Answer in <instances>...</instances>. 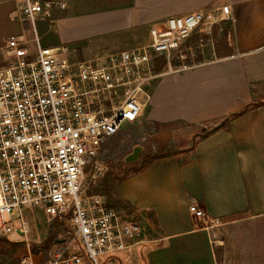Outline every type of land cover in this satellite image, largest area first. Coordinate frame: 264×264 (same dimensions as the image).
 Masks as SVG:
<instances>
[{"label":"crops","instance_id":"0c3cea01","mask_svg":"<svg viewBox=\"0 0 264 264\" xmlns=\"http://www.w3.org/2000/svg\"><path fill=\"white\" fill-rule=\"evenodd\" d=\"M65 1L67 7L54 8L37 24L41 46L103 51L126 46L134 33L147 35L158 20L230 5L228 19L213 26L199 59L184 71L161 72L149 89L141 115L156 126L150 136L158 150L174 140V131L158 130V124L182 121L206 125L209 132L176 151L153 154L119 182L121 210L140 221L142 233L112 259V264H219L211 222L264 217V0ZM19 2L0 0V54L13 34L24 36L37 52L31 25L17 16ZM251 103L258 105L244 112ZM234 114L239 115L214 128ZM191 202L203 217L191 214Z\"/></svg>","mask_w":264,"mask_h":264},{"label":"built area","instance_id":"2783aa9c","mask_svg":"<svg viewBox=\"0 0 264 264\" xmlns=\"http://www.w3.org/2000/svg\"><path fill=\"white\" fill-rule=\"evenodd\" d=\"M67 5L20 0L17 16L32 26L37 52L13 34L0 54V232L27 238L31 210L47 219L70 216L81 250L44 261L29 252L14 264H112L117 252L135 244L140 221L87 193L98 178V154L124 123L139 120L147 103L141 95L148 99L147 85L161 75L155 59H166L169 73L190 68L212 40L213 26L230 13L224 4L220 12L171 16L151 25L139 46L73 60L68 45L41 46L36 28L54 8ZM194 34L197 41L188 44ZM189 210L204 216L196 202Z\"/></svg>","mask_w":264,"mask_h":264},{"label":"rangeland","instance_id":"374dc122","mask_svg":"<svg viewBox=\"0 0 264 264\" xmlns=\"http://www.w3.org/2000/svg\"><path fill=\"white\" fill-rule=\"evenodd\" d=\"M39 22L36 23V26ZM148 39L149 35H146V32L134 33L125 39L126 46L123 44L110 45L103 51H93L87 47L88 49H82L80 52L76 48L72 49L70 45L68 46L70 58L73 60L88 59L119 51L122 48H133ZM197 39L198 35H192L188 44L195 43ZM199 53L195 56V61L199 59ZM155 62V72L167 71L166 59L157 57ZM175 64L178 65V61ZM157 79L158 77L147 85L148 92ZM141 99L146 101L147 105L149 104V100L144 94L141 95ZM147 108L148 106L143 110L146 111ZM203 126L208 129L206 125H195L182 121L172 123L170 128L174 131V140L167 151L173 152L182 146L189 145L191 138H195L204 131ZM155 128V124L147 123L143 115L136 122L124 123L122 129L100 150L97 157L99 162L98 178L93 184L88 177L90 185L87 193L101 196L108 209H123V205L116 195L118 184L159 151L150 136ZM132 154L135 155L134 158H131ZM26 215L32 225L27 238L6 236L0 232V264H14L20 261L27 252H31L36 261H44L54 258L61 252L69 255L81 250V245L74 237L70 216L47 219L39 210L27 211ZM210 225L215 231L212 238L220 264H264V217L246 218L233 223H222L218 220L212 221Z\"/></svg>","mask_w":264,"mask_h":264},{"label":"trees","instance_id":"16d2710c","mask_svg":"<svg viewBox=\"0 0 264 264\" xmlns=\"http://www.w3.org/2000/svg\"><path fill=\"white\" fill-rule=\"evenodd\" d=\"M258 105V103H251V104H249L247 107H246V109L244 110V112L245 111H247L248 109H250V108H254L255 106H257ZM240 114V113H239ZM239 114H234V115H232V116H230V117H227V118H225V120L223 121L224 123L222 124V126H225V125H227V123H228V121L231 119V118H233V117H235V116H237V115H239ZM170 125H171V123H167V124H158V126H157V129L158 130H160V129H168V128H170ZM209 131H208V129H206V130H204L203 132H202V134H206V133H208ZM169 151H167V148H164V149H162V150H159V151H157L156 153H158V155H162V154H166V153H168ZM157 155H153V157H156ZM219 264H220V261H219Z\"/></svg>","mask_w":264,"mask_h":264},{"label":"water","instance_id":"95a60500","mask_svg":"<svg viewBox=\"0 0 264 264\" xmlns=\"http://www.w3.org/2000/svg\"><path fill=\"white\" fill-rule=\"evenodd\" d=\"M223 123H224V122L220 123L219 125H217V126L214 127V128H217V127L221 126ZM203 128H204L203 130H206V129H207L205 126H203ZM131 156H132L131 158H134L135 155L132 154Z\"/></svg>","mask_w":264,"mask_h":264}]
</instances>
